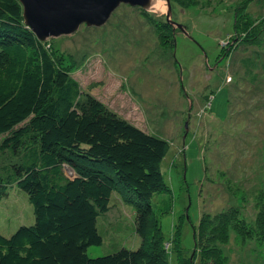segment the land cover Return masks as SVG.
<instances>
[{
	"label": "rangeland",
	"instance_id": "1",
	"mask_svg": "<svg viewBox=\"0 0 264 264\" xmlns=\"http://www.w3.org/2000/svg\"><path fill=\"white\" fill-rule=\"evenodd\" d=\"M170 4L182 29L162 0L160 11L121 5L103 27L46 42L83 91L169 143L171 191L153 199L169 264H264V0ZM119 192L90 258L144 244L132 194ZM34 223L27 194L10 187L0 233Z\"/></svg>",
	"mask_w": 264,
	"mask_h": 264
},
{
	"label": "trees",
	"instance_id": "2",
	"mask_svg": "<svg viewBox=\"0 0 264 264\" xmlns=\"http://www.w3.org/2000/svg\"><path fill=\"white\" fill-rule=\"evenodd\" d=\"M74 74L26 25L20 2L0 0V203L16 186L35 215L34 225L0 233V264H169L153 199L171 191L162 170L170 145L83 91ZM120 189L132 194L144 244L90 258Z\"/></svg>",
	"mask_w": 264,
	"mask_h": 264
},
{
	"label": "water",
	"instance_id": "3",
	"mask_svg": "<svg viewBox=\"0 0 264 264\" xmlns=\"http://www.w3.org/2000/svg\"><path fill=\"white\" fill-rule=\"evenodd\" d=\"M23 7L26 25L42 42L76 34L81 26L103 27L121 5L140 7L152 11L156 0H18ZM168 3V22H172V9Z\"/></svg>",
	"mask_w": 264,
	"mask_h": 264
},
{
	"label": "bare ground",
	"instance_id": "4",
	"mask_svg": "<svg viewBox=\"0 0 264 264\" xmlns=\"http://www.w3.org/2000/svg\"><path fill=\"white\" fill-rule=\"evenodd\" d=\"M160 2H162V0H156L155 1V3H154V6H153V11H160V8H162V7H160Z\"/></svg>",
	"mask_w": 264,
	"mask_h": 264
}]
</instances>
